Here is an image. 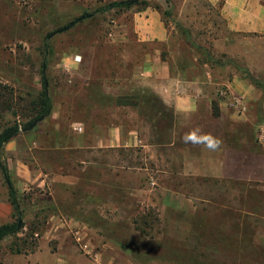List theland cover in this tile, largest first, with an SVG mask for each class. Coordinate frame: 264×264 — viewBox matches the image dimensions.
I'll use <instances>...</instances> for the list:
<instances>
[{"label":"rangeland","instance_id":"1","mask_svg":"<svg viewBox=\"0 0 264 264\" xmlns=\"http://www.w3.org/2000/svg\"><path fill=\"white\" fill-rule=\"evenodd\" d=\"M113 1L122 0H0V134L19 128L0 149V225L24 224L16 238L0 242V264H264V242L257 237L264 221L252 216V190L231 198L225 186L184 175L182 147L165 145V119L157 127L160 136L148 137L155 127L152 97L133 80L132 69L150 48L135 42L132 14L138 8L97 13ZM148 4L173 29L177 53L188 49L213 66L214 39H230L219 7L209 0ZM190 33L196 41L186 48ZM44 82L51 114L24 131ZM223 95L239 121L233 128L239 138L232 134L229 142L250 147L252 135L255 150L263 152L256 140L262 123L247 122L248 101L236 97L246 107L238 114L233 98ZM122 125L139 127L148 144L162 147L97 148L95 139L107 127ZM4 172L16 190L20 219ZM248 180V186L264 181L260 157ZM14 242L27 247L14 254Z\"/></svg>","mask_w":264,"mask_h":264},{"label":"crops","instance_id":"2","mask_svg":"<svg viewBox=\"0 0 264 264\" xmlns=\"http://www.w3.org/2000/svg\"><path fill=\"white\" fill-rule=\"evenodd\" d=\"M209 2L212 7H219L220 17L225 22L230 38L224 42L222 38L214 39L215 51L210 54L215 60L213 66L200 63L196 56H189L188 49L177 53L172 46L177 38L173 29L163 22L160 9L148 4L146 8L132 14L135 42L150 48L142 52L141 62L133 65L132 78L143 93H149L172 111V118H165L168 121L165 145L169 149L174 146L182 147L181 168L184 175L203 180L200 183L202 185L225 186L230 195L234 194L231 198L238 199L246 190H252V216L264 221V181L255 180L252 186L246 184L249 182L248 178L254 176L256 158L260 157L264 163V151L260 153L255 150L252 135L250 147L240 148L237 141L229 142L228 138L232 134L239 138L233 129L239 126V121L235 119L236 114L229 112L223 97L226 93L231 98L241 97L248 101L251 114L247 122L262 123L256 128V140L259 144H264V2ZM187 41L186 48H192V42L196 39L190 33ZM219 46L223 47L224 52H218ZM180 53L183 59H180ZM235 67L243 69L246 77L233 73L232 69ZM224 73L227 76H223ZM229 73L233 76L228 77ZM251 79L260 86L257 87ZM221 90H225L224 93ZM213 101H217L219 107L218 117L212 114ZM195 128L216 134L218 138L222 135L224 139H220L222 144L219 150L212 152L199 146L198 153L193 155V146L184 144L180 138L182 134ZM159 130L151 125L148 137L156 138L160 134ZM146 137L141 134L139 127L138 130L123 125L107 127L105 136H98L95 145L97 148H151L152 152L157 147H162L156 142L148 144ZM257 234L260 235L257 236L258 239L264 242V229Z\"/></svg>","mask_w":264,"mask_h":264},{"label":"trees","instance_id":"3","mask_svg":"<svg viewBox=\"0 0 264 264\" xmlns=\"http://www.w3.org/2000/svg\"><path fill=\"white\" fill-rule=\"evenodd\" d=\"M148 6V0H123V1H118V2H113L108 4L107 6L97 10V13H107L110 11H130L131 9L137 7L139 10H142ZM43 91L41 94H39V97L37 98L36 101L33 102L32 107L34 110L35 116L31 121H29L27 124H25L24 131H29L31 130V127L44 120L47 118L53 109L52 102L48 96L47 93V84L44 82L43 84ZM257 86H260L259 83H257ZM151 99H147V101L150 102L151 104V109H152V122L155 125V127H159L161 125V122L164 121L166 116L164 115V110L163 108L165 107L158 99L155 97L151 96ZM116 105L118 106H126L127 103L123 102H116ZM158 106L162 108H158ZM158 108V109H157ZM168 109V108H167ZM170 110V109H168ZM212 114L214 117L219 116V107L217 104V101L212 102ZM169 118H172V115L169 116ZM19 134V128L18 126H11L9 128H6L5 130L2 131L0 134V149L3 147L4 144L8 143L11 141L13 138H15ZM4 179L8 185V195H9V202L14 208V211L16 213L17 218H21V211H20V205L17 200V193L16 190L14 189L10 177L8 176L7 172H4ZM24 228V224L21 223L19 226V223H11V224H3L0 225V242L4 241L7 238H16L17 235L21 232V230ZM34 232V231H32ZM36 233V232H34ZM24 242V246L20 247V244L14 242L10 246V251L14 254H21L23 252V248L26 246ZM27 247V246H26Z\"/></svg>","mask_w":264,"mask_h":264},{"label":"clouds","instance_id":"4","mask_svg":"<svg viewBox=\"0 0 264 264\" xmlns=\"http://www.w3.org/2000/svg\"><path fill=\"white\" fill-rule=\"evenodd\" d=\"M181 139L184 144L202 146L204 149L212 152L219 150L222 144V141L218 137L210 133H202L199 128L185 133Z\"/></svg>","mask_w":264,"mask_h":264},{"label":"built area","instance_id":"5","mask_svg":"<svg viewBox=\"0 0 264 264\" xmlns=\"http://www.w3.org/2000/svg\"><path fill=\"white\" fill-rule=\"evenodd\" d=\"M230 106L233 107L238 114H244L246 111V107L244 106L243 102L237 98L231 99Z\"/></svg>","mask_w":264,"mask_h":264},{"label":"water","instance_id":"6","mask_svg":"<svg viewBox=\"0 0 264 264\" xmlns=\"http://www.w3.org/2000/svg\"><path fill=\"white\" fill-rule=\"evenodd\" d=\"M21 225V222L19 221V226Z\"/></svg>","mask_w":264,"mask_h":264}]
</instances>
